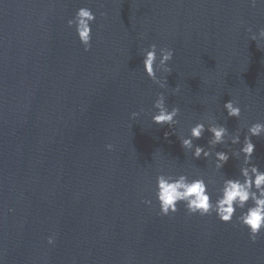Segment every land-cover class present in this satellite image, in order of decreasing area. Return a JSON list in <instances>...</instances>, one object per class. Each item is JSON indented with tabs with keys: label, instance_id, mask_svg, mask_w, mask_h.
I'll return each instance as SVG.
<instances>
[{
	"label": "water",
	"instance_id": "water-1",
	"mask_svg": "<svg viewBox=\"0 0 264 264\" xmlns=\"http://www.w3.org/2000/svg\"><path fill=\"white\" fill-rule=\"evenodd\" d=\"M80 8L96 16L87 52L67 24ZM262 28L264 4L249 0H0V264H264V234L252 243L235 217L183 204L161 216L154 195L157 175L184 174L214 181V201L239 175L242 157L217 171L178 138L212 118L242 143L264 123V40L250 39ZM151 44L157 62L174 51L163 89L143 71ZM161 93L180 109L172 129L152 123ZM252 142L264 170V137Z\"/></svg>",
	"mask_w": 264,
	"mask_h": 264
},
{
	"label": "clouds",
	"instance_id": "clouds-1",
	"mask_svg": "<svg viewBox=\"0 0 264 264\" xmlns=\"http://www.w3.org/2000/svg\"><path fill=\"white\" fill-rule=\"evenodd\" d=\"M252 7L257 4H264V0H249ZM96 16L89 8H80L75 17L68 20L69 28L75 26V31L80 44L85 52L89 51L92 42L91 25L95 22ZM247 31L252 33V28ZM252 41L264 40V28L260 29L258 35L250 36ZM259 49V48H258ZM157 46L151 44L142 51L143 71L145 75L154 84L160 88L167 85V76L161 80L157 73L170 75L171 68L169 62L173 60L174 51L169 48L159 49V60L157 62ZM177 86L174 92H179ZM227 118H235L237 121L241 117V108L238 103L229 100L223 105ZM156 110L152 115V123L157 126L167 125L170 129L178 123L176 117L180 113L178 107H172L171 110L166 106V97L163 93L159 94L153 104ZM139 113H132V119H136ZM205 132L210 134L207 141V148L194 144V141L200 140ZM175 134V133H174ZM169 134L165 133L167 138ZM241 132L239 130L230 133L224 124H218L212 118H207V127L205 123H197L190 128L189 135L186 138H178L181 148L184 152H190L194 160L203 158L207 162L214 159V168L221 171L231 157L240 162L239 175L234 178H224L217 188L216 199L213 201L208 192V183L204 178L197 177L190 179L188 175L171 176L159 174L156 177L155 198L159 205V214L161 216L175 215L178 211V205L183 204L189 216L199 215L206 217L215 215L216 218L225 224L232 223L234 217L236 223L247 230L249 240L255 243L262 234H264V170L253 163L255 144L252 138L264 137V123H253L247 127L241 143ZM240 145L238 149L228 151H216L217 146L221 145ZM107 149L112 150V145ZM142 203L150 206L151 201L145 200ZM239 211V215L236 213ZM55 235L47 239L48 245H53Z\"/></svg>",
	"mask_w": 264,
	"mask_h": 264
}]
</instances>
